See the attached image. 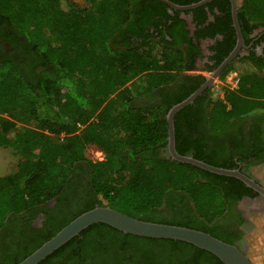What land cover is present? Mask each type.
Listing matches in <instances>:
<instances>
[{
    "label": "trees",
    "instance_id": "16d2710c",
    "mask_svg": "<svg viewBox=\"0 0 264 264\" xmlns=\"http://www.w3.org/2000/svg\"><path fill=\"white\" fill-rule=\"evenodd\" d=\"M186 5L199 0H170ZM0 0V146L12 149L17 169L0 175V228L56 197L80 161L88 164L85 199L49 235L28 245L9 264H17L60 228L95 205L110 206L151 222L185 226L221 239L212 226L224 210L220 180L243 184L234 177L181 163L155 152L166 147L168 109L185 99L206 79L184 73L199 50L193 38L220 39L209 48L214 66L236 42L229 0H211L191 13L195 29L189 35L181 11L160 0ZM217 8V12L214 11ZM208 14L212 20L207 22ZM237 19L244 43L263 28L264 0H238ZM249 60V61H247ZM239 63L237 86L225 89L207 106L212 132H220L232 117L264 112V48ZM250 62H252L250 64ZM231 62L225 71L235 67ZM255 66V67H254ZM256 68V69H254ZM184 78L188 80L183 83ZM149 97L148 101L136 100ZM158 97V98H156ZM156 98L154 101L151 99ZM191 104L174 115L175 148L205 163L195 117L180 122ZM93 144L101 160L84 155ZM187 195L196 217L176 204ZM162 206L172 219L160 220ZM172 208V209H171ZM123 233L95 223L72 237L38 264H55L67 245L91 228ZM144 248L139 261L147 264H223L211 252L190 243L125 233ZM159 244L153 252L150 240ZM136 240L138 242H136ZM8 261L3 264H7Z\"/></svg>",
    "mask_w": 264,
    "mask_h": 264
},
{
    "label": "flooded vegetation",
    "instance_id": "af4514ba",
    "mask_svg": "<svg viewBox=\"0 0 264 264\" xmlns=\"http://www.w3.org/2000/svg\"><path fill=\"white\" fill-rule=\"evenodd\" d=\"M72 2L80 5L79 3H85V0H72ZM185 11L187 10L181 11V16L186 21L189 35L193 36L195 23L192 14H185ZM214 11L217 12V8H214ZM210 20H212V15L208 14L207 22ZM261 35H263L262 27L254 29L250 34L252 41L246 45L243 39L244 44L240 46L230 63L236 62V64L247 67L248 64L239 63L238 61L242 58H248L253 52L257 55L262 53L264 38L256 43ZM218 39H220V35L213 38H199L198 40L193 38L199 51L193 55V66L185 70V74H201L207 78L219 66L223 60L214 66L215 61L211 59L213 52L209 49ZM228 65L219 75L225 71ZM230 70L233 71V75L237 76L238 81V72L233 69ZM262 71L264 73V67ZM187 82L188 80L184 78L183 83ZM212 90L213 87L210 85L194 98L190 103L189 112L180 118V122L187 130V116H194L195 130L193 132H197L199 139L202 141L201 150L205 159L216 164L231 166L228 169L240 171L264 189V112H249L245 115L232 117L220 132L214 133L207 121V106L212 98H216ZM148 98L143 97L136 101H148ZM156 98L151 99V101ZM155 152L163 157L167 156L166 147H159L155 149ZM87 170V162L80 161L76 163L68 181L56 197L21 216H12L7 219L5 225L0 228V264L6 261L9 264L28 245H35L44 236L49 235L61 220L67 219L73 212H76L77 207L86 198L82 193L87 183ZM236 179L243 186L231 180H220V186L225 193L224 210L213 221L212 226L221 238L220 240L236 246L252 264H264V193L246 185L240 179ZM176 204L180 205L182 209L180 212H186L184 215L196 217L194 205L187 195L182 196ZM166 207L162 206L160 209V211L162 210L161 215L158 217L160 220L172 219L171 216L173 215L171 213L170 215L165 213L167 211ZM124 235L125 233L106 235L99 227L91 228L77 240L64 247L55 257L54 263L147 264L139 261L145 249L132 244L133 238H127ZM150 241L151 250L153 252L158 251L160 249L159 243L152 239ZM136 242L138 241L136 240ZM162 264L171 263L164 260Z\"/></svg>",
    "mask_w": 264,
    "mask_h": 264
},
{
    "label": "water",
    "instance_id": "95a60500",
    "mask_svg": "<svg viewBox=\"0 0 264 264\" xmlns=\"http://www.w3.org/2000/svg\"><path fill=\"white\" fill-rule=\"evenodd\" d=\"M167 4L173 9L184 11L189 10L199 5H202L210 0H199L198 2L178 5L170 0H160ZM231 3V15L233 27L236 33V45L233 50L223 59L219 66L211 72V74L205 79V81L190 95H188L182 101L172 105L166 113L167 121V157L171 160L189 163L200 167L204 170L226 176H233L246 185L264 193V189L254 183L250 178L242 174L236 169H228L223 167H217L204 161L194 158L190 154H180L175 148V136H174V115L182 109L184 106L190 104L194 98H196L201 92L208 86L213 84V81L220 72L230 63V61L237 54L240 46L243 43V37L240 31L238 19H237V0H229ZM104 223L123 233H129L138 236L151 237V238H163V239H173L180 240L190 243L196 247L207 250L217 256L223 264H252V262L247 258V256L242 253L236 246L224 242L211 234L173 224L159 223L144 221L132 216H129L117 209L110 206H100L95 205L93 208L88 209L66 225L60 228L54 235L49 239L44 241L39 247L32 251L28 256L23 258L17 264H38L41 260L46 258L53 251L58 249L72 237L78 235L82 230L86 229L92 224Z\"/></svg>",
    "mask_w": 264,
    "mask_h": 264
},
{
    "label": "rangeland",
    "instance_id": "374dc122",
    "mask_svg": "<svg viewBox=\"0 0 264 264\" xmlns=\"http://www.w3.org/2000/svg\"><path fill=\"white\" fill-rule=\"evenodd\" d=\"M81 6H85L86 3L80 2ZM246 66L242 64H237L233 68V70H242L245 69ZM208 75V74H207ZM235 80L236 75H233V71L229 70L223 75H219L213 81V95L217 98H221L223 96L225 89L235 88ZM84 155L87 159L90 160H101L103 158V152L97 148L95 145L90 144L87 145L84 150ZM17 161L18 158L12 153V149L8 147L0 146V175H6L8 173L14 172L17 169ZM261 264V263H257Z\"/></svg>",
    "mask_w": 264,
    "mask_h": 264
},
{
    "label": "built area",
    "instance_id": "2783aa9c",
    "mask_svg": "<svg viewBox=\"0 0 264 264\" xmlns=\"http://www.w3.org/2000/svg\"><path fill=\"white\" fill-rule=\"evenodd\" d=\"M236 82H237V76H236L235 84H236Z\"/></svg>",
    "mask_w": 264,
    "mask_h": 264
}]
</instances>
